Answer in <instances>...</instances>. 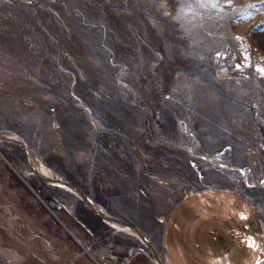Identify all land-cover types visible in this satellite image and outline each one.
Listing matches in <instances>:
<instances>
[{
  "label": "rangeland",
  "instance_id": "rangeland-1",
  "mask_svg": "<svg viewBox=\"0 0 264 264\" xmlns=\"http://www.w3.org/2000/svg\"><path fill=\"white\" fill-rule=\"evenodd\" d=\"M83 107L123 129L119 151L249 191L264 214V0H0V264H165L161 226L123 218L104 173L69 155ZM189 122L241 145L190 157Z\"/></svg>",
  "mask_w": 264,
  "mask_h": 264
},
{
  "label": "crops",
  "instance_id": "crops-1",
  "mask_svg": "<svg viewBox=\"0 0 264 264\" xmlns=\"http://www.w3.org/2000/svg\"><path fill=\"white\" fill-rule=\"evenodd\" d=\"M83 111L89 135L81 134L79 142L69 133V139L81 144L69 155L87 168L104 173L108 199L123 218L161 226L159 250L165 264H264V214L259 213L249 191L177 179V170H167L163 161L150 158L138 145L129 143L119 151L117 139L122 142L127 138L123 129L97 122L88 108ZM182 130L190 157L197 156L198 151L206 156L225 155L241 145L235 143L237 134L222 137L217 133L213 142L198 141L195 134L200 130L194 123H187ZM102 133L112 139H99ZM108 152L113 161H107ZM243 182L248 184L247 179ZM251 185L252 191L255 187L258 195L264 196L261 180Z\"/></svg>",
  "mask_w": 264,
  "mask_h": 264
},
{
  "label": "water",
  "instance_id": "water-1",
  "mask_svg": "<svg viewBox=\"0 0 264 264\" xmlns=\"http://www.w3.org/2000/svg\"><path fill=\"white\" fill-rule=\"evenodd\" d=\"M87 203H88V205H89V207L93 210V212L101 219H103V220H105V221H107V222H110V223H113V224H118V225H121V226H123V227H127L128 229H130L131 231L133 230V231H135V232H137V233H139L138 232V230H137V228L134 226V225H130L128 222H126V221H123V220H120V219H116V220H113V219H111V218H108L107 216H105L103 213H99L98 211H97V209L96 208H94L93 206H92V204L90 203V201L89 200H87Z\"/></svg>",
  "mask_w": 264,
  "mask_h": 264
},
{
  "label": "trees",
  "instance_id": "trees-1",
  "mask_svg": "<svg viewBox=\"0 0 264 264\" xmlns=\"http://www.w3.org/2000/svg\"><path fill=\"white\" fill-rule=\"evenodd\" d=\"M39 192V190H37Z\"/></svg>",
  "mask_w": 264,
  "mask_h": 264
},
{
  "label": "bare ground",
  "instance_id": "bare-ground-1",
  "mask_svg": "<svg viewBox=\"0 0 264 264\" xmlns=\"http://www.w3.org/2000/svg\"><path fill=\"white\" fill-rule=\"evenodd\" d=\"M44 173V172H43ZM45 175V174H44Z\"/></svg>",
  "mask_w": 264,
  "mask_h": 264
}]
</instances>
